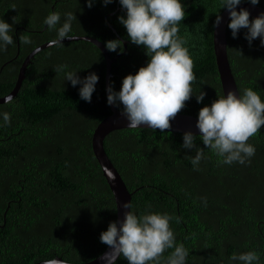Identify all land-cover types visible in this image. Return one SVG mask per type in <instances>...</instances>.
I'll return each instance as SVG.
<instances>
[{"label": "trees", "instance_id": "1", "mask_svg": "<svg viewBox=\"0 0 264 264\" xmlns=\"http://www.w3.org/2000/svg\"><path fill=\"white\" fill-rule=\"evenodd\" d=\"M182 3L187 15L178 35L194 61L193 93L202 89L207 95L200 103L193 95L178 114L198 117L201 107L223 95L213 21L225 9H220V0ZM256 6L264 9V0ZM51 11L60 12L62 19L63 13L74 12L72 36L103 44L116 38L126 41L123 54L111 65L109 83L117 91L122 78L135 74L149 59L143 46L127 39L118 21L124 15L119 0L106 6L95 0L91 8L85 0H0V18L13 25L15 40L0 52V98L13 89L25 57L55 38V31L43 23ZM245 32L242 28L233 38L226 26L228 62L238 92L252 87L264 99V46L259 37L249 45ZM25 35L31 44L23 43ZM61 64L67 65L66 71L78 70L81 77L98 74L90 103L80 98V85L73 87L64 72H55ZM104 78L105 62L98 48L87 41H70L38 52L14 102L0 104V113L11 114V123L0 126V264H35L55 257L80 264L107 248L99 236L116 221V208L91 148L94 129L111 115ZM182 136L148 128H126L106 136L104 150L128 191L134 192L131 210L182 217L170 226L177 242L189 249L187 264H229L233 253L248 250H257L259 264H264V126L249 138L256 153L246 164H219L197 139L206 158L196 169L191 163L196 150L183 148ZM202 197L207 198L206 206ZM117 264L128 261L120 258Z\"/></svg>", "mask_w": 264, "mask_h": 264}, {"label": "clouds", "instance_id": "2", "mask_svg": "<svg viewBox=\"0 0 264 264\" xmlns=\"http://www.w3.org/2000/svg\"><path fill=\"white\" fill-rule=\"evenodd\" d=\"M85 2L91 8L95 0ZM112 2L102 0L105 6ZM243 2L220 0V9H226L230 18L227 27L233 38L243 28L246 29L244 38L249 45L259 37L261 46H264V12L250 19L248 9L240 7L237 10V6ZM247 2L258 5L260 0ZM119 4L124 15L118 16V21L126 29L127 39L143 46L149 59L135 74L129 73L122 78L118 91L110 82L106 87V102L118 108L122 106V115L130 129L141 126L153 131L170 129V121L186 106V101L195 95L196 101L200 103L207 95L202 89L199 94L193 93L192 82L196 80L194 61L186 41L178 35L179 23L187 15L185 7L182 0H119ZM76 19L71 11L63 13V19L58 11L49 12L43 23L56 33L55 38L48 42L49 47H61L66 38L72 39V23ZM222 22L223 17L217 14L213 26L218 28ZM13 31V25L0 18V52L15 43ZM23 43L31 44V37L25 35ZM123 45L124 42L119 38L104 42L108 51L117 54L123 52ZM66 69L67 65H57L55 72H64L65 81H69L73 87L80 85V98L90 103L99 80L98 74L89 72L81 77L78 70ZM4 100L11 104L14 97L9 95ZM0 117V126L11 123L9 112L0 113ZM262 126L264 99L259 92L252 87L245 88L243 94L228 90L227 94L199 109L196 121L199 135L190 130L185 131L182 147L196 150L195 156L191 158L196 169L201 160L206 158L205 149L195 144L197 139L202 140L203 145L217 156L219 164L251 163L256 147L248 141L260 133ZM201 200L206 206L207 198L202 197ZM119 206L126 209L123 220L109 222L107 229L99 236L100 241L109 246V251L100 257L103 264H117L120 258H125L128 264H187L189 249L177 242L170 226L171 221L179 223L182 217L151 211L138 215L131 210L130 201H123ZM168 249L172 251L165 257L164 253ZM260 256L257 250L233 253L229 257V264H259Z\"/></svg>", "mask_w": 264, "mask_h": 264}, {"label": "water", "instance_id": "3", "mask_svg": "<svg viewBox=\"0 0 264 264\" xmlns=\"http://www.w3.org/2000/svg\"><path fill=\"white\" fill-rule=\"evenodd\" d=\"M240 7H244L249 10L250 17L254 18L258 16L261 12H264V9L256 6L251 5L250 3L243 2L241 5L237 6V10H239ZM221 16L223 17V22L221 25L216 28H213V49H214V55L217 65V70L219 74V79L221 82V88L223 91V95L227 94L228 90L237 91V86L234 80V77L232 75V71L228 62L227 58V42H226V26L228 23V20L230 19L228 16V11L225 9ZM122 40V39H121ZM70 41H87L92 43L93 45H97L96 47L101 52L104 62H105V78H104V90H105V96L107 100V93H106V87L109 84V80L111 77V65L112 63L120 57L122 54H118L114 57H111L105 48L104 44L100 42L99 40L88 37V36H73L72 39H65L63 43L70 42ZM124 42V47L126 49V41L122 40ZM49 47L48 42L44 43L34 50H32L24 59L22 62V65L18 71V75L15 81V85L11 92L6 96H13L15 97L17 92L20 89V86L22 84V81L24 79V74L26 71V68L28 64L31 63V60L34 58V56L40 52L41 50H44ZM239 93V92H238ZM4 96V97H6ZM4 97L0 98V104L6 103L4 100ZM111 110V115L105 117L99 124L96 126V128L93 131L92 137H91V148L93 155L95 159L97 160L104 179L106 180L108 187L113 195L115 208H116V221L119 222L120 220H123L124 218V212L126 209H123L120 207V203L123 201H130L132 193H130L123 182L120 174L115 169V167L112 165L110 159L108 158L104 147L103 142L106 136H108L110 133L126 129L127 127V120L122 115V110H117L115 106L108 105ZM198 117H192L187 115L178 114L176 115L175 119L171 120V128L165 129L163 131H169V132H179L184 133L185 131H192L194 134L199 135V130L196 128V121ZM141 128H148L147 126H141ZM160 130V129H156ZM111 174V175H110ZM109 251V246L105 249V251L102 253ZM98 256L97 258L86 262V263H80V264H103V261L101 260V256ZM35 264H75V263H68L63 261L59 257H55L51 260L38 262Z\"/></svg>", "mask_w": 264, "mask_h": 264}, {"label": "bare ground", "instance_id": "4", "mask_svg": "<svg viewBox=\"0 0 264 264\" xmlns=\"http://www.w3.org/2000/svg\"><path fill=\"white\" fill-rule=\"evenodd\" d=\"M73 37V36H72ZM42 51V50H41ZM35 57V56H34ZM33 60V59H32ZM32 60H31V62H32ZM29 65V64H28ZM27 69V68H26ZM26 72V71H25ZM24 76H25V74H24ZM8 95V94H7ZM2 98V97H1ZM47 261V260H46ZM42 262V261H41Z\"/></svg>", "mask_w": 264, "mask_h": 264}]
</instances>
